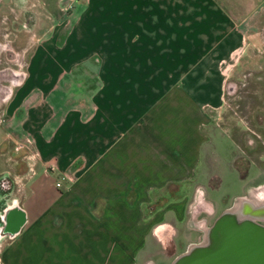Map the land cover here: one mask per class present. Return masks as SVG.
<instances>
[{"label": "crops", "instance_id": "crops-1", "mask_svg": "<svg viewBox=\"0 0 264 264\" xmlns=\"http://www.w3.org/2000/svg\"><path fill=\"white\" fill-rule=\"evenodd\" d=\"M81 2L37 45L11 101L17 130L0 134V149L8 134L34 151L0 264H138L153 235L173 239L190 192L147 205L197 179L205 107L223 105L228 68L259 47L264 0Z\"/></svg>", "mask_w": 264, "mask_h": 264}, {"label": "rangeland", "instance_id": "rangeland-1", "mask_svg": "<svg viewBox=\"0 0 264 264\" xmlns=\"http://www.w3.org/2000/svg\"><path fill=\"white\" fill-rule=\"evenodd\" d=\"M81 7V0H0V134L8 130L9 122L15 124L12 133L17 130L11 101L21 88L37 45L50 37L57 25L72 26V15ZM259 23V47L244 51L245 55L240 52L233 72L228 68L225 74L223 105L205 107L209 120L204 125L207 141L199 176L178 189L173 183L157 189L147 205V211L153 210L190 192L192 199L184 218H174L177 233L165 241L153 235L152 248L138 264H174L196 245L208 246L210 230L226 212L238 223L255 220L264 225V14L259 15ZM67 34L66 30L65 39ZM91 66L97 69V65ZM88 82L95 86L97 78L90 76ZM3 138L5 147L1 145L0 154L6 165L0 169V253L9 238L3 224L5 209L25 196L33 163L29 155L34 152L21 135L5 134ZM203 190L206 201L195 202ZM184 228L191 229L193 235Z\"/></svg>", "mask_w": 264, "mask_h": 264}, {"label": "water", "instance_id": "water-1", "mask_svg": "<svg viewBox=\"0 0 264 264\" xmlns=\"http://www.w3.org/2000/svg\"><path fill=\"white\" fill-rule=\"evenodd\" d=\"M222 237L182 264H264V225L245 221L219 225Z\"/></svg>", "mask_w": 264, "mask_h": 264}, {"label": "bare ground", "instance_id": "bare-ground-1", "mask_svg": "<svg viewBox=\"0 0 264 264\" xmlns=\"http://www.w3.org/2000/svg\"><path fill=\"white\" fill-rule=\"evenodd\" d=\"M264 205V204H263ZM233 216L231 215V213L226 212L224 213L222 216H220V218L218 219V221L216 222V224L212 227V229L209 232V240L210 243L208 246H210L211 244H214L216 241H218L219 239H221L222 237L220 236V227L219 225L223 224V223H231L233 220L232 218ZM252 222L255 220H251ZM207 245H196V247L194 249H192V251L190 253H185V257H182L180 259H178L176 261V263L174 264H182L183 262H185L187 259H189L190 257L194 256L200 249H202L203 247H205ZM187 254V255H186ZM183 255V256H184Z\"/></svg>", "mask_w": 264, "mask_h": 264}, {"label": "built area", "instance_id": "built-area-1", "mask_svg": "<svg viewBox=\"0 0 264 264\" xmlns=\"http://www.w3.org/2000/svg\"><path fill=\"white\" fill-rule=\"evenodd\" d=\"M61 184H62L61 181H58V182H57V185H58V186H61Z\"/></svg>", "mask_w": 264, "mask_h": 264}, {"label": "flooded vegetation", "instance_id": "flooded-vegetation-1", "mask_svg": "<svg viewBox=\"0 0 264 264\" xmlns=\"http://www.w3.org/2000/svg\"><path fill=\"white\" fill-rule=\"evenodd\" d=\"M15 80L17 79V77L14 78ZM18 80V79H17Z\"/></svg>", "mask_w": 264, "mask_h": 264}]
</instances>
